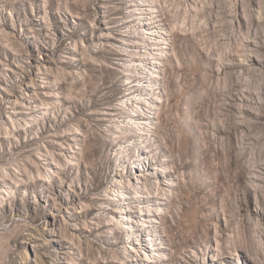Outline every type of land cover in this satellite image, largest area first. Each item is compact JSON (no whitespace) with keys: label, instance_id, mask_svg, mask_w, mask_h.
Here are the masks:
<instances>
[{"label":"rangeland","instance_id":"1","mask_svg":"<svg viewBox=\"0 0 264 264\" xmlns=\"http://www.w3.org/2000/svg\"><path fill=\"white\" fill-rule=\"evenodd\" d=\"M0 264H264V0H0Z\"/></svg>","mask_w":264,"mask_h":264},{"label":"bare ground","instance_id":"2","mask_svg":"<svg viewBox=\"0 0 264 264\" xmlns=\"http://www.w3.org/2000/svg\"><path fill=\"white\" fill-rule=\"evenodd\" d=\"M136 12V11H135ZM146 11H144V10H141L140 11V13H145ZM161 17V16H160ZM153 18H156V16L155 17H153ZM157 20H159L158 19V17L156 18V19H154V21H152V22H156ZM157 48V47H156ZM153 62V61H152ZM142 118V117H141ZM122 196V195H121Z\"/></svg>","mask_w":264,"mask_h":264}]
</instances>
